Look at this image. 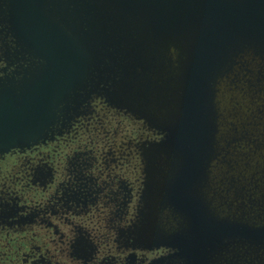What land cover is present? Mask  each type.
<instances>
[{
	"label": "water",
	"instance_id": "obj_1",
	"mask_svg": "<svg viewBox=\"0 0 264 264\" xmlns=\"http://www.w3.org/2000/svg\"><path fill=\"white\" fill-rule=\"evenodd\" d=\"M84 10L101 17L100 24L71 23ZM148 34L150 38L140 39ZM161 40L173 41L175 47L165 56L162 77L146 64L158 61L154 52ZM0 42L6 64L0 71V157L54 140L58 127L67 128L101 98L163 136L143 153L147 192L154 211L170 205L187 222L197 257L182 251L183 258L203 264L201 247L208 244L212 250L233 237L264 241V228L213 218L205 204L209 194L203 197L200 189L224 153L227 157L235 151L241 157L234 140L226 147L218 141L226 143L236 126L245 132L250 126L260 128L255 148L246 151L250 160L241 165L245 170L249 164L247 177L256 180L255 173L264 167V119L256 116L258 106L251 114H236L240 120L234 127L220 121L215 102L218 86L225 100L234 95L231 86L241 76L256 77L259 66L253 69L246 57L251 58L256 44V59H264V0H0ZM143 77L157 89L168 85L165 118L158 112L148 118L142 107H130L131 97L138 95L133 87L143 85ZM241 94L246 95L244 90ZM258 120L263 125L257 126ZM155 162L166 171L150 168ZM149 207L151 203L145 209ZM178 236L174 241L181 251L186 235L179 238L181 244Z\"/></svg>",
	"mask_w": 264,
	"mask_h": 264
},
{
	"label": "flooded vegetation",
	"instance_id": "obj_2",
	"mask_svg": "<svg viewBox=\"0 0 264 264\" xmlns=\"http://www.w3.org/2000/svg\"><path fill=\"white\" fill-rule=\"evenodd\" d=\"M2 49L0 42V55ZM5 66L0 60V71ZM234 84L227 108L224 98L215 102L220 121L235 127L240 120L236 114L253 113L257 101L239 95L242 84ZM246 98L248 105L243 104ZM84 111L63 136L0 157V264H196L192 257L181 256L185 251L197 257V249L188 237L187 222L169 207L159 210L167 215L173 235H179L178 244L186 235V247L180 251L175 239L167 242L151 235L159 210L149 201L143 153L161 135L103 99H94ZM99 121L114 131L103 137L87 135ZM232 132L229 140L224 137L226 143L218 141L226 147L234 140V149L241 150L242 158L233 151L220 159L224 165L234 160V167L250 160L242 151L252 146L245 148V129L236 126ZM221 245L201 247L203 264L214 263Z\"/></svg>",
	"mask_w": 264,
	"mask_h": 264
},
{
	"label": "rangeland",
	"instance_id": "obj_3",
	"mask_svg": "<svg viewBox=\"0 0 264 264\" xmlns=\"http://www.w3.org/2000/svg\"><path fill=\"white\" fill-rule=\"evenodd\" d=\"M80 5L82 4L80 3ZM88 11L89 10L80 11L78 13V18L72 19L71 23L84 24L87 22L89 24H100L102 18L94 13H86ZM135 30L136 29H133V31ZM137 30L144 31L145 28H138ZM149 35L150 34L144 37H140V39L143 40L146 38H150ZM173 43V41H171L170 43H166L163 40L159 41L158 52H154V54H157L156 59L158 61L150 59L149 62H146L147 66L150 67L154 73L160 74L161 77L165 66V56L169 52L171 54V52L175 48H172L171 46ZM256 48L257 45L255 44V47L250 50L251 58L247 56L246 59L253 65V69L255 68V65L259 66L258 69H255L257 78L253 75H248L249 77L241 76L240 81L238 79L237 82L242 84V89L244 90L246 97H249L253 101H257L253 103L256 109L259 108V110H257L256 116L260 119H264V59H256V54L258 52ZM187 49L188 48L186 47H182L181 51L184 53ZM147 50L149 55L153 57L152 52L149 49ZM126 51H132V48L129 47L126 49ZM176 52L177 54L181 53L180 51ZM172 59L174 60V56ZM0 60L5 64L1 55ZM184 60L185 59L182 60L181 58V61H179L180 67L183 65ZM144 68L147 70L145 66ZM220 78L221 77H218L217 81H220ZM141 84L143 85L133 87L138 95H134L131 97L129 101L130 107H133L135 109H137V107H142L145 115L148 118L154 117L157 112L160 113L163 118H165V113L169 108V106H167V103L170 102V98L167 93L168 85L163 84L160 86L162 87V89H160V87L157 89L156 85L153 86L152 84H150V82H147L146 77L142 78ZM234 85L235 84L233 83L231 87H233ZM142 90H144L145 94L141 93ZM216 95H218L216 97V101H221V96H223V93L219 86L216 90ZM246 100L247 98L244 100V105H248ZM229 103L230 102H228V98L226 97L224 100V105L226 108L228 107ZM227 114H229V112ZM82 116L83 115H81V117ZM75 121L76 120L72 121L69 126L71 127V125ZM96 121H98V118H96ZM100 122L101 121H99V125L96 126L97 129L93 130V128H90V131L89 133H87V135L97 134L99 137H103L104 135L109 136V134L114 131V129L108 130L109 128L105 127V124H100ZM144 122L146 123V121ZM261 125H263V123L258 120L257 126ZM66 129L68 128L59 129L58 127V131L56 130L57 134L55 135L54 139L68 133L66 132ZM259 129V127L257 128L250 126L246 130L245 134L243 135L246 138V149L250 145L252 146L253 150L256 144L255 137L257 136V139L260 137V133H258ZM161 137L163 136L161 135ZM244 153L247 154L245 150ZM262 158H264V156H262ZM233 163L234 160L230 162L227 161L225 165L221 164L220 167L212 165L209 168L211 171L207 173L206 178H204L206 180H204L200 186L201 194L203 197L206 194H209L208 197H204L208 211L213 218L220 220L221 222L226 224L242 226L249 229L264 228V167H260L258 169L259 173H255L256 180H252V177H254V175L247 177L248 175L246 174L251 172V168H247V166H249L248 163H246L247 165L245 164L244 166L246 167L245 170L243 169V166H241L242 164H237L233 167ZM158 165L159 163L155 162L153 167H156L155 169L160 171L164 170V168L159 169ZM254 169L255 168L253 167L252 170ZM214 177L219 178L217 181H214L212 179ZM149 201L151 202L152 199H149ZM169 210H171V213H174L175 211L174 207L171 208L170 205ZM155 215L156 219L154 223L156 225V228L153 229L151 235L156 236L159 240H166L167 242L170 238L176 239V237L173 235L171 225L167 224V215H162L161 210L157 211ZM221 243L222 245L220 246V250L215 254L213 264H264V241L256 242L255 240L245 239L242 237H233L230 239H226Z\"/></svg>",
	"mask_w": 264,
	"mask_h": 264
}]
</instances>
